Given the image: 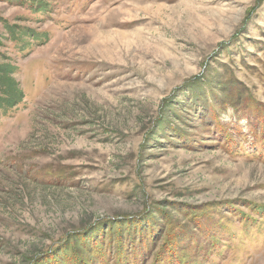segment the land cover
Listing matches in <instances>:
<instances>
[{"label": "rangeland", "instance_id": "374dc122", "mask_svg": "<svg viewBox=\"0 0 264 264\" xmlns=\"http://www.w3.org/2000/svg\"><path fill=\"white\" fill-rule=\"evenodd\" d=\"M35 1L0 0V264H264V0Z\"/></svg>", "mask_w": 264, "mask_h": 264}, {"label": "trees", "instance_id": "16d2710c", "mask_svg": "<svg viewBox=\"0 0 264 264\" xmlns=\"http://www.w3.org/2000/svg\"><path fill=\"white\" fill-rule=\"evenodd\" d=\"M35 5L39 7L38 10L42 9V3L39 0L35 1ZM10 66L8 64H0V116L6 115L8 111L12 110L17 104L22 101V91L18 88V84L15 81H9L6 78L9 77L11 73L14 72V70H17V68L13 65ZM100 228V226H96L92 233L96 232ZM81 237L82 235L76 236V238L73 239V243L76 242L75 239H77V242H79L78 239H80ZM61 247L62 248L57 253L53 254L50 260H56L60 253L67 250L66 246ZM78 254L80 253L75 252L74 258L77 259L78 263H80L82 259L79 258ZM44 259L45 258H43V260Z\"/></svg>", "mask_w": 264, "mask_h": 264}]
</instances>
